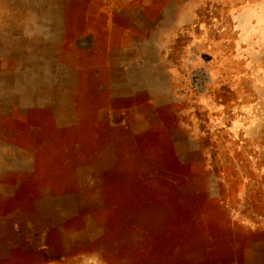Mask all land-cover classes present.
Segmentation results:
<instances>
[{
	"label": "rangeland",
	"instance_id": "obj_1",
	"mask_svg": "<svg viewBox=\"0 0 264 264\" xmlns=\"http://www.w3.org/2000/svg\"><path fill=\"white\" fill-rule=\"evenodd\" d=\"M2 26L94 51L52 103L28 49L0 78V264H264V0H0Z\"/></svg>",
	"mask_w": 264,
	"mask_h": 264
},
{
	"label": "crops",
	"instance_id": "obj_2",
	"mask_svg": "<svg viewBox=\"0 0 264 264\" xmlns=\"http://www.w3.org/2000/svg\"><path fill=\"white\" fill-rule=\"evenodd\" d=\"M58 29V28H54ZM53 29V31H54ZM9 30V29H8ZM38 37L37 34L32 33V38H21L19 35L13 37V34L7 33L6 28L2 26L0 28V78L10 77L9 71H15L14 62H20L24 58H21L22 52L27 49L32 57L29 59L32 61V70H45L47 74V85L42 88V92L34 90L33 93H45L51 103L61 98L63 90L59 89L61 84L67 83L69 77V63L72 61L70 55L74 60L79 61V54H85V49L92 48L90 44L85 45L81 40H70L66 36L54 38V32ZM32 41V44H31ZM93 54V53H92ZM23 55V54H22ZM6 62L8 66H6ZM74 62V61H73ZM10 63H13L10 65ZM7 69V73H6ZM74 70H78L77 67ZM94 70H92V73ZM41 88V86H38ZM37 88V87H36Z\"/></svg>",
	"mask_w": 264,
	"mask_h": 264
}]
</instances>
